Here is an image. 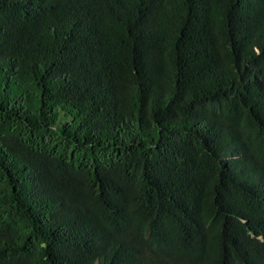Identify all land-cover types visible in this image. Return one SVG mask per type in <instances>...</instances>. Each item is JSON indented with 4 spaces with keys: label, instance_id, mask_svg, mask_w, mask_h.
<instances>
[{
    "label": "trees",
    "instance_id": "obj_1",
    "mask_svg": "<svg viewBox=\"0 0 264 264\" xmlns=\"http://www.w3.org/2000/svg\"><path fill=\"white\" fill-rule=\"evenodd\" d=\"M0 264H264V0H0Z\"/></svg>",
    "mask_w": 264,
    "mask_h": 264
}]
</instances>
